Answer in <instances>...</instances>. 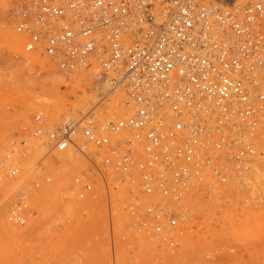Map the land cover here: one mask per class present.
<instances>
[{"label":"built area","instance_id":"1","mask_svg":"<svg viewBox=\"0 0 264 264\" xmlns=\"http://www.w3.org/2000/svg\"><path fill=\"white\" fill-rule=\"evenodd\" d=\"M22 19L18 31L29 35L27 51L45 49L72 71L95 62L99 71L86 113L57 129L36 116L32 135L44 133L49 152L65 149L73 135L106 147L98 161L87 162L82 178L87 190L106 191L118 190L125 178L121 185L137 195L123 209L135 216L138 233L151 227L159 234L166 220L176 224L167 211L180 207L182 188L202 178L224 181L223 154H251L243 134L258 132L264 119V0H29ZM48 19L66 23L37 33L35 24L42 30ZM115 95L136 113L104 123L101 110ZM156 192L173 196L175 208L141 209L140 199ZM18 198L8 220L24 226L27 193Z\"/></svg>","mask_w":264,"mask_h":264},{"label":"rangeland","instance_id":"2","mask_svg":"<svg viewBox=\"0 0 264 264\" xmlns=\"http://www.w3.org/2000/svg\"><path fill=\"white\" fill-rule=\"evenodd\" d=\"M250 1L252 0L239 1V5L247 4ZM208 2L211 4L216 2L234 4L237 0H233V2L232 0H208ZM236 5H238V2ZM20 7L22 9V5ZM17 15H15V19L12 20L15 21V23L16 18L19 19L22 13L20 14L21 16L19 14ZM14 17L11 16V18ZM9 18L10 17H7V19ZM9 21L10 19L8 22ZM29 21H32V18H29ZM0 22H2L1 19ZM18 22L15 25L16 28L14 27L16 30L19 26L17 25L19 24ZM10 24L11 23L8 25L10 26ZM0 25H2V23H0ZM11 27L16 32L13 25ZM16 33L19 34L18 36L24 33L27 35L26 37L29 38V35L25 32ZM24 34L21 36L25 37ZM0 35L2 36V33ZM2 37H0V59L1 57H6L7 60L10 56L11 58L10 62L8 60L9 63L0 64V72L6 71L7 67L14 64L12 59L15 57L14 53L7 52L5 37L4 39ZM23 37L21 39L22 47L24 53L29 55L30 53L26 52L24 47L27 38ZM42 52L43 50L41 49V55L43 54ZM50 63L53 64V67L58 71L59 68L57 65L52 62ZM60 70L61 69H59V71ZM86 72L87 70L81 69L75 76H79L82 73L85 74ZM93 85L94 82L91 84L90 89L93 88ZM68 88L69 89H66V91L64 90L65 88H61L64 92L60 90L59 100H56L54 96H46V98H43L45 96L42 97L41 94L38 93V90L26 89L18 80L14 81L5 75L0 76V220L4 219L5 221L8 219L10 209L13 208L18 201V183H16L18 180L16 178H20L19 176L21 173H26L25 177H22L24 178L23 183L25 180L27 181L24 185H30L31 187L34 182L42 185L39 189L38 187H31V190L37 188L38 191L41 190V192H44V187H48L47 185L50 187V185L54 184L53 182L56 181L52 169L49 171L53 174L50 172L48 173V169L43 173V175L48 173V175L52 177L51 184L46 185L41 175L35 176L39 169L38 166H36L39 158L34 160L31 159L32 161L28 162L25 160L26 164L24 167H18L19 165H11V163L14 162L10 164L6 162L5 154L6 148H8L9 145L11 147V144L14 145L16 143L17 147L21 149L22 145L20 144V140L23 141L26 136L31 138L34 130V119L42 112V108H33V106H38L36 104H40L41 106V103H50L55 99L53 100V102H55L53 105L57 104L55 108H61L62 105L64 106V111L61 112L59 121L52 125L55 126L66 115L72 113V111L75 112L74 109L78 102L79 104L85 102V109H83L85 112L94 103H92V101L95 99V92H92V90L87 96H84L87 98L83 99L84 97L81 98L80 94L75 92V94H73L71 91L72 89L70 87ZM69 90L71 92H69ZM76 102L77 104H75ZM52 107H49V109ZM82 114L84 113L81 112L80 115ZM42 116L45 115L43 114ZM23 120L27 122L25 131L23 129L24 126L21 124ZM42 124L46 127L50 126L43 120ZM262 127H264V119ZM27 132L29 134H26ZM22 134L25 136L22 137ZM260 137L262 136L260 132H258L255 134L254 140L256 141V139H259L261 143H264V136L262 139ZM7 142H9V145ZM10 147L8 149H11ZM231 152L229 154H231ZM232 153H234V150ZM238 153L239 152L235 151L233 155ZM247 154L249 153L245 155L247 156ZM250 155H252V153ZM79 160L77 159L78 163L81 162L82 164H76V166H79L74 168L75 171L73 170V173H65L68 176L64 178V184H67L66 186L64 185V192H62V187L59 188L61 191L58 189L57 192L51 187L54 192L50 193L52 190H49L50 188L48 187L47 191L49 194H46L44 200L42 199L44 202V204H42L43 206L47 203L45 202L47 199L50 200V202H48L50 206L47 204L44 209L48 214V218L53 217L52 220H59V212H55V208L57 203L65 204L66 199L72 204L71 213L65 216L60 223H55L53 226H50L48 223L51 221L43 222V220H41V212H43V209L41 208L42 205L40 206L34 200L35 195L30 193L31 195L28 196L27 194L26 203L28 204L29 213H27L26 224L24 226H19L17 222H9V224L7 223L8 228L9 226L12 227L10 230H12L15 235H0V264H264V193L257 194L255 198L246 199L242 192H235L236 194L233 192L227 197H223L220 202L221 204L219 203L221 206L220 209L216 210L215 204H209L205 212L197 214V216L195 215V218H193L189 225H182L177 219L179 215L167 214L171 219L170 224L171 222H175L176 224L170 226L167 224L166 220V224L171 227L169 230L170 234H168L167 237L164 235L161 236L158 239L159 241H157L159 244L157 249L154 252H150L142 249L141 245L144 244L145 241H150L149 233L156 236V234L153 233V229L149 227L150 229L138 233L132 225L135 223V216L129 215L128 212L126 211V213L123 209L124 205L131 202L133 194H129L130 189L123 187L124 190L121 189L120 192L112 189L106 191L101 189L100 185H96L90 192L83 191L81 185H77L74 182V178L82 177L81 174L86 170L88 163L84 158L82 161ZM230 167L238 172L239 169L244 166L242 163H236L234 160L231 161ZM13 171H17L18 174L13 176L11 174ZM223 172L227 173L228 171L224 170ZM41 181L43 182L41 183ZM204 181L203 184H205V186L198 192L208 190L207 187L210 184H218L222 190L227 191L226 185L230 183V178L227 175L224 181L220 180V178H206ZM65 187H68L67 190ZM66 193L68 195H65ZM58 195L61 198H58ZM117 196L119 199H117ZM121 198L123 201L120 200ZM58 199L60 200L58 201ZM168 199L170 198L168 197ZM169 202L170 201H168L167 204ZM170 203L171 205L169 204V206L175 208L174 203ZM47 208H50L48 209L49 212L51 211L50 213H48ZM140 208L145 211L146 204H144V202L141 203ZM212 208L214 209L213 212ZM111 209H116L121 213L123 227L128 231H126L128 234H126V232H124V234L119 233L120 227L115 225V220L110 218L109 214ZM49 214L52 216L50 215L49 217ZM211 216H215V218L213 217V219H211ZM138 217L140 220L150 219L146 215H139ZM166 224H164V226H167ZM128 228L131 231L128 230ZM131 246H133V248Z\"/></svg>","mask_w":264,"mask_h":264},{"label":"bare ground","instance_id":"3","mask_svg":"<svg viewBox=\"0 0 264 264\" xmlns=\"http://www.w3.org/2000/svg\"><path fill=\"white\" fill-rule=\"evenodd\" d=\"M201 1L202 2L206 1L204 3L211 4L208 2V0H204V1L201 0ZM239 1H243V0H237L238 5L240 3ZM232 2H233V0H232ZM237 2H235L234 4H236ZM19 4H20V6L22 5V9L19 6ZM27 5L29 7V0H0V19L2 20V22H0V23H2V25H0V31H1L2 36H3L2 37L0 35V37H2L3 39L5 37L7 52L9 51L11 53H14V55H15L14 59H12L14 64H12L10 67H7L6 71L0 72V76L5 75L6 77H9V79H12L14 81L18 80V82H20L21 85L26 89L38 90V93L41 94L42 97L45 96L43 98H46V96H54L56 100H59V97H60L59 92H60L61 88L62 89L65 88L64 90L66 91V89L67 90L69 89L68 87H70L72 89V90L71 89L70 90L73 92V94H75V93L80 94L81 98L84 96H87V94L91 90H92V92L96 93L95 89H96V84H97V80L99 77V71H98V66L95 62L93 64V66L90 67L89 69H87L85 66H79L78 65L74 68L75 70L72 71V70H67V69L62 68L59 65L58 61L55 58L51 57L45 51V49L43 50L41 48L43 50L42 55L40 53L41 49H37L34 52L27 51L26 47H27V43H28L29 38H27L26 37L27 35H25L24 33L19 32L18 28H17V30L15 29L16 28L15 25L18 21H20V22H18L19 24H17V25L22 24V19H21L22 16L20 14L22 13L23 9L28 8ZM222 5H225V4L222 3ZM17 14H19L21 17L19 16L20 20L18 18H16V23H15V21H12V20L15 19L14 16ZM11 16H13L14 18H11ZM7 17H10L9 19L12 22H10V21L8 22L9 19H7ZM17 19H18V21H17ZM9 23H11L10 26L8 25ZM46 23L47 24L42 26L43 31L40 30L39 26H37L35 24V31L37 33H40L41 35H43L44 33H46V28L49 27L52 29L54 28V29L60 30V28L66 22L65 21L61 22V20L48 19ZM12 25H13V28L15 27L14 29L16 30V32L21 33V35L24 34L25 37H23L21 35L18 36L19 34L16 33L12 29V27H11ZM12 30H13V32H12ZM22 37L27 38V40H25L26 45L24 47L26 49V52L30 53L29 55L24 53V49L22 47V40H21ZM10 58H11V56H10ZM10 58H8L6 60V57H1L0 64H2V63L6 64L8 62V60L10 62ZM50 62L55 63L57 65V67L63 71L60 70L61 71L60 72L58 69V71H59L58 72L56 70V68L53 67V64H51ZM81 69L87 70V72L85 74L82 73L79 76H75V74L78 71H80ZM93 82H94L93 88L90 89V86H91V84H93ZM97 88H99V87H97ZM64 90H61V91L64 92ZM70 90H69V92H71ZM86 98L87 97H84L83 99H86ZM94 98H95V96H94ZM55 99H53V100H55ZM45 100H47V99H45ZM53 100L50 103H43V104L41 103V106H40V104H36L38 106H33V108H35V109H37V107H38V109L42 108V112L40 114L42 117L41 119L50 125L49 127L44 126V127H46V129H48V128L57 129L59 125L61 126L67 120L68 117L75 118L76 116L80 115L81 112L86 113L89 110L88 109L86 112L83 111V109H85V102H81L79 104V102L77 101L79 105L77 104V102L75 103V104H77L76 107L74 106L75 112L72 111V113L66 115L58 124H56L55 126H52L59 121L61 112L64 111L63 105L61 108H58V107L55 108V106H57V104L53 105L55 103V102H53ZM93 102L94 101H92V103ZM49 107H52V108L49 109ZM104 107L105 108H103L101 110L103 116H100L101 120H103L104 123H106L108 121H120V120L128 119L131 117V115H134L136 113V108H133L134 106H132V105L127 106L125 104L124 98L121 95L112 96L109 99V101H107L104 104ZM44 109H46V110H44ZM75 113H78V114H75ZM96 113H97V115H100L99 110ZM43 114L45 116H42ZM73 114L76 116L74 117ZM114 118H117V119H114ZM21 124H22V126H24L23 129L25 131L26 126H27L26 120H23ZM16 128H17V126H16ZM258 132H260L261 136L263 137L264 136V127H261ZM258 132H245L243 134L244 144L248 145L250 148L252 147L251 148L252 155L247 154V156L244 155V156H242L244 158H241L240 156H238V154L233 155L235 153V151H234V153H232L233 152L232 151L231 154H223L221 156L220 163H222V169L228 171L225 174H227L230 178V181H229L230 183H228L226 185L227 186L226 188L228 189L227 191L222 190L218 184H210L207 187L208 190L200 191L202 193L198 192L200 189H202L205 186V184H203V183L205 182L204 180L206 178L205 179L202 178V180H200V181L192 182L185 189L182 188L183 198L181 197L182 203H181L180 207L178 206L177 209H169L167 211V214H174L176 216L179 215L178 216L179 218L177 217L178 221H180V223L182 225H189L192 222L193 218H195L194 217L195 215L197 216V214H202L205 212V210L208 208L209 204H213V205L215 204L214 206L216 207V210L220 209L221 206L219 205V203L222 201L223 197H227L229 194H232L233 192H234V194H236L235 192H242L244 194V197H246V199H249V198L252 199V198H255V196L257 194L264 193V143H261V141L259 139H256V141L254 140L255 134ZM26 134H29V133L27 132ZM32 134H34V132ZM24 136L25 135H23L22 137H24ZM121 136H122V133L119 135L113 136L111 138V143L113 144L116 141H118ZM28 137L29 136L24 137V140L22 139L23 141L20 140L21 143L20 142L19 143L22 145L21 149H19L17 147V144L15 143L16 141L11 142V143H15L14 145L11 144L12 145L11 147L9 145V142H7V144L9 145V147L11 149H8L9 147L6 148V154H5L6 162H9V164L11 162H14L15 164L11 163V165H15V166L19 165L18 167H24V165L26 164L25 160H26V162H28V161H32L34 159L39 158L37 163H36V166H38L39 169L37 170L35 176L41 175V177L44 178L43 181L46 182L45 183L46 185L51 184L50 182H52V179H51L52 177H50L48 175V173L52 169V171L55 175L54 177L56 178L55 179L56 181L53 182L54 184L50 185V187H49V185H47V186L50 188L49 190H52L51 187H53V190L54 189L56 190V191L54 190L55 192H57L60 187H62L61 189H63L64 185L65 186L67 185V184H64V181H65L64 178H67V176H68V175H66L67 173H69V172L73 173L74 168L78 167L80 165L79 163H81V162L78 163L77 159L78 160L80 159L79 161H82L84 158L86 160V162H89V160H92V161L97 160L98 161L100 159L99 157L105 155V151L107 150L106 147H104V148L97 147V145L94 144L93 141H91V140H90V142H88L86 140V138H84L83 136H74L73 135L71 137V139H69L67 141V146L65 149H63V150L55 149L54 151L49 152L48 148L45 145V142L43 141L44 133L40 136H37L36 138H34L33 135L31 136V138L30 137L28 138ZM262 137H260V138L262 139ZM11 141H14V140H11ZM137 142L138 141H135L134 144H136ZM137 145H142V144L139 143ZM79 149H82L83 152H81ZM46 153H48L49 156L47 158H44ZM204 155H205V152L201 150L199 152V156L203 157ZM78 157H80V158H78ZM81 157H82V159H81ZM234 160L236 163H238L237 160L241 161L242 165L244 166L243 168H240L238 172H236L234 169H232V167H230L231 161H234ZM76 164H79V165L76 166ZM48 166H49V168L50 167L51 168L49 169ZM217 166H218V164H217ZM46 169H48L47 170L48 173H45V175H43V173L45 172ZM50 173H52V172H50ZM11 174L14 176V175H17L18 172L13 171ZM25 175H26V173H21V175L19 176L20 178H16L18 180V182H16V183H18V186H17L18 197H20L22 194L24 195L26 193L28 194V196H30L31 195L30 193H33L35 195L34 200L41 206L42 204H44L42 199L44 200V198H46V194H49L47 191L48 187H46L47 189L45 187L43 188L44 192H41V190L38 191V189L41 188L42 185L37 183V182H34L33 185H31V187L32 188L38 187V189L36 188V189L31 190L30 185L29 186L24 185V183L26 184V182H27L26 180L23 183L24 178H22V177H25ZM81 176H82V174H81ZM114 176H115V174H110L109 180L114 179L113 178ZM74 179H75L74 182L77 185H81V187H82L81 189L83 191H86V192L92 191V190H87V188H86L87 184H86V181L84 178L81 177V178H74ZM117 179L119 180L120 178H117ZM123 179H125V178H121V180H120L121 183H120V186L118 187L119 191L118 190H115V191L120 192L121 189L124 190L123 186L121 185ZM43 181H41V183ZM110 182L113 183V181H110ZM202 184H203V186H202ZM67 188H66V190H67ZM125 188L128 189L129 187H125ZM110 189H112V188L109 187L108 190H110ZM53 190L50 193L54 192ZM59 191H61V190L59 189ZM62 192H64V189L62 190ZM58 193H60V192H58ZM62 194H61V196H62ZM204 194H206V195H204ZM59 195H58V198H61V197H59ZM65 195H68V194L66 193ZM135 195H137V193L133 194V196H132L133 199H134ZM232 196H231V198H232ZM168 197L170 199H168ZM70 198H71V195H70ZM122 198L120 199L121 201H123ZM173 198H174L173 196H167L165 198L164 195L156 192V193H153V195H151V196L142 197L140 199V201H141V203L144 202V204H146V209L151 204H154V205L166 204L167 207L172 208V206H169V204L171 205L170 202L174 201ZM117 199H119L118 196H117ZM124 199H125V197H124ZM59 200L60 199H58V201ZM168 201H170V202L167 204ZM45 202H47V203H45V205L44 206L42 205V207H41L43 209L42 210L43 212H41L42 213L41 214L42 215L41 220H43V222L51 221L50 223H48V225L50 224V226H53L55 223L56 224L60 223L65 218V216H68L71 213L72 204L70 201H68L66 199L65 204L64 203L63 204L57 203V206L55 208V212H59V215H58L60 217L59 220H57V221L52 220L53 217L48 218V214L44 209V207H46L47 204H48V206H50L48 203V202H50V200L47 199ZM55 205H56V203H55ZM120 208H121V206H120ZM48 209H50V208H47V211H48ZM173 210H175V211H173ZM213 210L214 209L212 208V212H213ZM50 212L48 211V213H50ZM55 212H53V213H55ZM175 212H178V213H175ZM46 214H47V218H46ZM50 215L51 214H49V217H50ZM109 215H110L111 219L115 220V225L120 227L119 233L124 234V232H126L127 230H125V228L123 227V221H122L121 213L119 211H117L116 209H111V212ZM211 217H212L211 219H213V217L215 218V216H211ZM2 219H3V217H2ZM5 221H4V219L0 220V235L6 234L7 236L8 235L14 236L15 234H13L12 230H10L12 227L9 226V228H8L9 220L6 219ZM170 229H171V227L167 225L164 227L163 231L160 232L159 234H156L155 232H153L156 234V236L149 233V240L150 241H145L144 244L141 245V248L144 250H148L150 252H154L157 249V246H159V244L157 243V241H159L158 239L163 235L167 237V235L170 234V232H169ZM4 230H6V231H4ZM128 230H130V229L128 228ZM127 232H126V234H128ZM145 239H147V238H145ZM131 247L133 248V246H131Z\"/></svg>","mask_w":264,"mask_h":264}]
</instances>
